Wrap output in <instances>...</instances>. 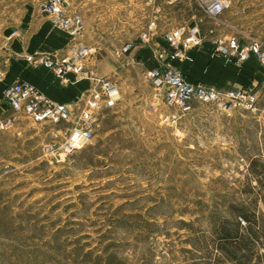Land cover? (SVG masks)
<instances>
[{
	"label": "rangeland",
	"instance_id": "1",
	"mask_svg": "<svg viewBox=\"0 0 264 264\" xmlns=\"http://www.w3.org/2000/svg\"><path fill=\"white\" fill-rule=\"evenodd\" d=\"M39 1L0 0V71L12 32L45 15ZM146 1L68 8L84 16L83 40L110 54L155 16ZM173 9L164 27L197 20L264 49V0H231L220 20L196 0ZM147 69L156 110L106 107L91 140L67 153L70 122H36L5 100L0 118L14 119L0 130V264H264V83L256 109L195 101L171 122Z\"/></svg>",
	"mask_w": 264,
	"mask_h": 264
},
{
	"label": "built area",
	"instance_id": "2",
	"mask_svg": "<svg viewBox=\"0 0 264 264\" xmlns=\"http://www.w3.org/2000/svg\"><path fill=\"white\" fill-rule=\"evenodd\" d=\"M183 1L190 0H153L159 10L165 3L176 4ZM196 3L208 18L220 20L231 0H196ZM66 4L67 0L39 1V9L59 30L67 34L69 42L66 52L27 54L26 58L35 67H50L64 81L70 80L71 73L76 78L89 79L91 85L85 104L77 109L71 103L55 101L40 88L21 79L7 83L2 97L15 110L36 122H70L72 127L63 146L67 153L91 140L94 123L104 108L115 105L120 95V86L113 78L101 75L87 66V61L98 51V47L82 39L84 16L79 12L68 11ZM140 37L143 42L158 43L154 54L157 64L147 69L146 78L157 88H164L165 102L172 108L166 118L171 122H178L190 112L195 101L210 102L228 114L236 109L257 108L258 95L252 86L233 84L219 87L194 80L181 67L172 63L176 59H191L189 51L203 45L205 33L197 20L179 22L160 30L159 18L153 17L141 31ZM212 43V54H220L239 62L255 55L264 70V49L258 39L244 38L236 32L228 31L214 35ZM132 45L131 41L125 42L116 47L113 54L118 58L123 57L130 52ZM2 79L3 72L0 71V80ZM13 119L12 116L0 118V130L13 124Z\"/></svg>",
	"mask_w": 264,
	"mask_h": 264
},
{
	"label": "crops",
	"instance_id": "3",
	"mask_svg": "<svg viewBox=\"0 0 264 264\" xmlns=\"http://www.w3.org/2000/svg\"><path fill=\"white\" fill-rule=\"evenodd\" d=\"M146 3L153 8L154 17L159 18L160 30H165L176 24L170 22L169 27H164L160 21L161 16L172 15L173 4L165 3L159 10L153 0H147ZM68 5L69 0H67L66 7L68 11H71ZM211 29L214 30V33ZM203 31L206 39L201 47L189 51L191 59H176L172 63L181 67L192 78L208 84L219 87L239 84L250 85L254 89L260 88V85L264 83V70L260 66L258 57L252 55L247 60L239 62L220 54H212V39L217 28L213 27L208 31ZM12 37L8 52L11 57H7L4 62L3 79L0 80V113L8 109V104L2 97L3 89L7 83L17 79L32 83L55 101L71 103L77 109L85 104L91 85L89 79L76 78L71 73L69 74L70 80L64 81L50 67L46 65L35 67L26 58L27 54H64L67 50L69 42L67 34L59 30L47 15L33 16L15 32H12ZM131 42L133 45L130 52L120 58L112 52L109 54L105 48L99 50V46L95 44L98 51L87 61V66L118 82L120 86L119 98L115 105L109 108L116 111V109L131 106L132 109V106H144L143 104L147 105L150 101L148 103L150 111H154L156 110L154 103L159 98V92L154 93V87L148 83L142 84L145 80L142 79V73L138 68L141 66L150 68L157 64L154 54L158 43L156 41L143 42L140 34ZM139 99L145 103L142 101L138 103Z\"/></svg>",
	"mask_w": 264,
	"mask_h": 264
},
{
	"label": "trees",
	"instance_id": "4",
	"mask_svg": "<svg viewBox=\"0 0 264 264\" xmlns=\"http://www.w3.org/2000/svg\"><path fill=\"white\" fill-rule=\"evenodd\" d=\"M184 71V70H183ZM188 76H190V74L189 73H187L186 71H184ZM191 78H192V76H190ZM192 79H194V78H192ZM194 80H196V79H194Z\"/></svg>",
	"mask_w": 264,
	"mask_h": 264
}]
</instances>
